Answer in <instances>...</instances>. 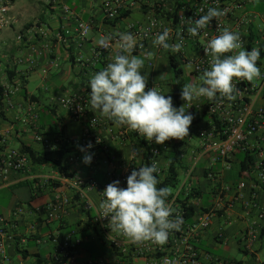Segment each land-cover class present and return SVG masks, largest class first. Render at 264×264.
Segmentation results:
<instances>
[{
	"label": "crops",
	"instance_id": "0c3cea01",
	"mask_svg": "<svg viewBox=\"0 0 264 264\" xmlns=\"http://www.w3.org/2000/svg\"><path fill=\"white\" fill-rule=\"evenodd\" d=\"M103 0H12L7 18L9 24L0 29V133L8 132L9 146L23 148L28 146L35 153H42L44 146L35 139L36 134L46 138L52 147H58L61 142L59 127L62 126L66 139L78 138L84 126L86 118L76 120L70 117L66 107L58 103L61 97L87 92L90 88V78L113 61L118 51V46L113 45L111 53L100 50L98 40L101 36L111 33L127 32L126 27L130 23H144L149 17L164 16L162 10L165 5H171L167 0H142L136 1L126 17L110 22L104 17L101 3ZM132 1V0H127ZM64 6L67 11H64ZM264 6V0H254L247 6L246 11L255 14L251 24L258 27L264 24V14L259 8ZM158 8V9H156ZM158 10V11H156ZM90 24V31L83 42L77 37L74 27L77 21ZM46 27L49 38L44 39L36 33L35 25ZM68 29L70 34H64L62 40L53 38V34L61 29ZM21 39H18V36ZM264 45V41H263ZM151 64L145 60L142 74L148 77V82L166 96L173 99V106L179 108L184 104L181 97L182 87L186 84H199L197 77L191 72V65L179 61L181 73L174 79L173 69L169 64L168 52H157L150 41L147 42ZM194 48L188 44L185 56L189 57ZM134 55L140 56L134 50ZM58 62V66L50 65V61ZM261 63L264 62L260 61ZM173 81L181 82L177 95L172 89ZM17 87L10 95L12 106L8 107L2 97L5 88ZM200 102L194 99L192 107ZM203 102V101H202ZM38 120L35 122L33 114ZM97 114L100 122L95 131L102 136L110 155L115 157L112 167L119 169L122 164L133 162L139 164L143 159L145 147L140 138L129 134L119 137L116 126L112 121L100 115L98 111L90 110L89 115ZM208 114H203L198 124H203ZM171 143L177 141L172 139ZM197 146V140L192 132L181 141L179 149L180 167L177 170L179 180L185 177V173L192 160L190 151ZM77 154L80 160L68 162V157ZM85 153L72 148L62 160V168L52 164H34L26 171H10L0 192L9 191V197L0 206V213L9 216L15 206L21 205L32 209L43 205L55 192L69 193L70 189L65 183V178L71 175H79L84 178H92L97 181L104 179L109 166L103 163V154L93 158L87 174L81 175L83 157ZM236 159V160H235ZM231 170H222L219 163L213 164L212 169L220 171L222 183L235 187L243 180L246 187L243 189L244 199L249 196L252 188V177L240 174V158L236 154ZM206 158H201L193 172V183L197 187L200 198V208L205 210L215 202V185L206 179ZM160 165L163 168L161 181L165 178L170 162V153L160 157ZM102 164L99 168L93 166ZM111 166V165H110ZM248 176V177H247ZM257 200L264 204V188L256 186ZM88 198L99 207L100 201L96 191L87 192ZM228 196V194L226 195ZM232 221L224 224L225 215L222 212L214 214L209 227L197 237L196 246L204 253H208L218 264H254L258 260V251L261 249V237H258L252 245L247 246L240 239L248 225L241 205L238 203L232 211ZM252 213L251 217H253ZM35 216L25 214L18 218L14 229L16 236L14 242L9 244L8 253L12 264H53L52 255L55 251L54 244L48 236L57 232H66L75 228L81 236V245L77 248L78 261L106 257L109 249L102 244L98 235L87 222L88 213L82 211L79 204L74 203L62 221L35 222ZM191 220V219H190ZM33 226V228H29ZM224 228L226 239L220 238L217 233L219 228ZM260 233V232H259ZM222 246V250H229L235 246L238 251L246 254L250 259L237 260L229 256H221L213 253L208 247ZM208 264V261H204Z\"/></svg>",
	"mask_w": 264,
	"mask_h": 264
},
{
	"label": "built area",
	"instance_id": "2783aa9c",
	"mask_svg": "<svg viewBox=\"0 0 264 264\" xmlns=\"http://www.w3.org/2000/svg\"><path fill=\"white\" fill-rule=\"evenodd\" d=\"M139 3L142 0H136ZM135 0H103L101 3L104 17L112 21L120 15L121 11L130 9L136 3ZM169 1V0H167ZM171 5H165L162 10L164 16L153 15L144 23H130L126 31L136 37L137 45L134 49L139 52L148 64H151L150 54L147 49V42L152 43L155 35L162 33L164 28L170 29L169 43H179L183 40V47L180 52L173 53L165 51L162 47L154 46L157 52H168L178 61L189 62L191 72L197 77L205 69L209 68V58L205 56L203 46L211 38L219 35L224 28L238 33L241 37L242 45L246 50L258 48L260 58L257 66L261 70V77L254 82L246 80H236L234 84L237 88L236 99L228 101L220 99L208 100L206 97L198 98L200 102L196 108L186 104L185 110L193 115L194 119L189 128L197 140V146L190 151L191 164L181 177L177 187L172 190V195L167 198V203L183 217V223L179 231H172L169 234L167 243L163 246L151 241L142 244H134L124 236L111 232L108 225L109 218L100 217V209L88 198L87 192L96 191L100 203L103 201V191L106 186L115 181H120L121 187H126V177L134 168L151 166L155 162L159 167L158 179L161 181L163 168L159 159L163 155L170 153L172 143L170 140L164 144H156L155 141L149 143L144 137L132 131L127 126H120L117 130L119 137H126L133 134L135 137L145 141V153L148 157L135 164L133 162L112 167L115 157L108 152L107 145L100 134L94 129L100 120L97 114L89 115L91 110L90 95L85 93L72 94L61 97L58 103L66 107L70 117L76 120L86 118L87 124L84 126L81 135L72 140H67L72 148H85V154H91L92 159L103 154V163L109 166L104 179L97 181L92 178H84L79 175H71L65 178V183L70 189L69 193L55 192L43 205L28 209L27 207L15 206L9 216L0 213V264H12L8 253L9 244L14 242L16 231L14 225L19 217L29 214L35 216L38 222L62 221L68 215L74 203L79 204L82 211L88 213L87 222L98 235L102 244L109 249L106 257L86 259L78 261L76 257L77 248L81 245L82 239L75 228L66 232H57L48 236L55 246L52 255L53 264H218L208 253H204L196 246L197 237L206 230L214 214L222 212L225 215L224 224L228 225L232 221V211L239 203L248 221V225L240 239L247 246L257 240L260 229L264 225V204L257 200L256 186L264 188V24L253 27L251 24L255 19V14L246 11L248 5L254 0H170ZM12 4L11 0H0V29L9 24L7 14ZM219 8L226 11V14L219 19L213 20L210 26L201 30L198 36H191L188 28L192 25L190 20H195L206 14L209 8ZM64 11L67 7L64 6ZM36 33L44 39L49 38V31L46 27L36 24ZM80 42L86 39L90 31V24L84 21H77L74 27ZM64 34H70L68 29H61L53 34V38L63 39ZM111 33L108 35H114ZM21 39V36H18ZM111 47L100 50L111 53L113 45H118V38L114 37L110 42ZM190 44L194 52L185 56L186 46ZM50 65L56 67L58 62L51 60ZM148 87L152 85L148 82ZM154 87V86H153ZM17 90V87L5 88L2 93L3 100L8 107L12 106L10 95ZM203 101V102H202ZM183 104V105H184ZM208 114L207 120L203 124H198L203 114ZM35 122L37 115L33 114ZM8 132L0 133V186L4 184L10 171H26L30 168V156L23 148L9 146ZM35 139L42 143L45 149H52L48 140L40 134L35 135ZM91 143L89 149L87 145ZM148 147V149L146 148ZM147 151V152H146ZM236 154H241L246 159L247 168L241 172L243 176L255 177L249 196L244 199L243 189L246 187L245 181H239L235 187L224 184L221 181L220 171H214L213 164L219 163L222 170H231ZM182 155V152H181ZM180 155V156H181ZM201 158H206V179L215 185L213 202L205 210L196 211L200 208L199 195H192L197 187L193 183V172ZM235 159V160H234ZM80 160V156L73 154L68 157V162ZM241 164V162L239 161ZM111 165V166H110ZM247 176V177H248ZM198 191V190H197ZM228 194V196H226ZM254 213L253 217H251ZM191 219V220H190ZM33 228V226H29ZM224 228H219L217 235L226 239Z\"/></svg>",
	"mask_w": 264,
	"mask_h": 264
},
{
	"label": "clouds",
	"instance_id": "9594fccd",
	"mask_svg": "<svg viewBox=\"0 0 264 264\" xmlns=\"http://www.w3.org/2000/svg\"><path fill=\"white\" fill-rule=\"evenodd\" d=\"M226 11L209 8L206 14L195 20L188 33L195 37L201 30L210 26L213 20L224 16ZM118 38V51L113 61L90 78V106L93 112L112 121L116 126H127L144 137L149 143L155 141L162 145L168 140L183 141L189 136V128L194 119L187 113L185 105H192L194 99L206 97L208 100L236 99V80L254 82L261 77L257 66L260 50H246L238 33L224 28L203 46L205 56L209 58V68L199 76V84H185L181 99L186 104L179 108L173 106V99L156 87H148V77L142 74L145 59L134 55L136 37L130 32H117L114 35L101 36L100 47H111L113 38ZM170 29L164 28L155 35L152 43L165 51L178 53L183 40L170 44ZM89 143L87 148H91ZM85 152V148H80ZM91 154H85L83 162L90 164ZM158 165L134 168L126 177V187L120 181L109 183L102 192L104 199L99 204L100 217L109 218L111 232H116L134 244L151 241L163 246L170 232L179 231L183 217L168 203L170 187H157Z\"/></svg>",
	"mask_w": 264,
	"mask_h": 264
},
{
	"label": "trees",
	"instance_id": "16d2710c",
	"mask_svg": "<svg viewBox=\"0 0 264 264\" xmlns=\"http://www.w3.org/2000/svg\"><path fill=\"white\" fill-rule=\"evenodd\" d=\"M156 9H158V8H156ZM156 11H158V10H156ZM128 13H129L128 9L123 10V11H121L118 18H116L110 22H116L117 20L124 18L128 15ZM169 64H170L171 68L173 69L174 79L179 78V75L181 73L179 61L173 55H170L169 56ZM180 86H181V82L173 81L172 89L176 95H177V92H178ZM86 90H87V93L89 94L90 88H86ZM59 133L61 135L60 137L62 139V142L58 147H55L52 149H44V151L42 153H35L28 146L23 147V149L25 151H27L29 156H30L31 164L32 163L38 164V165L52 164V165H57V167L59 169L60 168L64 169V167L62 166V160L65 157V155L69 151H71L72 147L69 144V142L67 141L69 139H66V137H64L62 126L59 127ZM140 142L143 144V146L145 145L144 140H140ZM180 145H181V141H177V142L172 144L171 150H170V162H169V165L167 168L166 175L164 176L165 178L161 181L160 184L157 185V187L167 186V187H170L172 190H174L177 187V185L179 184V173L177 170L180 167V155H181V150L179 149ZM146 148L148 149V147H146ZM144 157L147 158L148 153H146ZM239 158H240V162H241V165H240V174H241V172L247 168V165L245 162L246 159L243 155L240 154ZM252 179L254 182L255 177H252ZM199 194L200 193L197 190H194L192 192V195H199ZM171 195H172V192H171ZM261 236L262 237L264 236V225L260 229V233H259L258 237H261ZM261 264H264V259L261 261Z\"/></svg>",
	"mask_w": 264,
	"mask_h": 264
},
{
	"label": "rangeland",
	"instance_id": "374dc122",
	"mask_svg": "<svg viewBox=\"0 0 264 264\" xmlns=\"http://www.w3.org/2000/svg\"><path fill=\"white\" fill-rule=\"evenodd\" d=\"M260 11L262 9L263 11V14H264V6L262 8H259ZM186 81V84L188 82V79H185ZM89 165L90 164H83V167H82V171L80 172L82 176H85L87 174V170L89 168ZM96 167H99V168H104V166L102 167V164H98V165H93ZM9 191H5V192H0V206L3 205L5 203V199L9 197ZM261 249L258 251V260L254 263V264H261V261L264 259V236L262 237L261 239ZM218 245H216L215 248H212V247H208L213 253H217L221 256H229L231 258H235L237 260H241V259H250V257L246 254H243L241 251H238L237 248L235 246H230V249L225 251V250H222V246L220 247H217Z\"/></svg>",
	"mask_w": 264,
	"mask_h": 264
}]
</instances>
